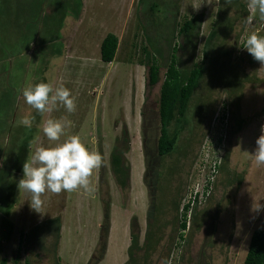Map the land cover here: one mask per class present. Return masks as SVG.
<instances>
[{
  "label": "rangeland",
  "instance_id": "obj_1",
  "mask_svg": "<svg viewBox=\"0 0 264 264\" xmlns=\"http://www.w3.org/2000/svg\"><path fill=\"white\" fill-rule=\"evenodd\" d=\"M248 3L0 0V173H11L17 197L9 215L8 205L0 201V261L243 264L252 233L264 231V165L257 166L250 156L264 126V65L243 48L249 34L264 36V19ZM154 4V12L147 10ZM196 16L201 18L198 35L188 44L177 31ZM211 32L215 37L205 49ZM107 34L118 39L109 64L100 59ZM143 49L160 68L154 87L147 86ZM173 53L181 71L196 64L204 74L173 151L159 158V90ZM46 77H51L54 88L70 90L74 112L56 104L42 117L25 103L21 89ZM29 114L35 117L30 129L19 123ZM61 117L72 121L70 134L100 154L102 163L89 177L88 190L42 194L39 213L29 206L30 194L17 188L27 154L22 148L27 137L31 143L39 136L38 146L47 145L39 125ZM125 130L130 173L128 184L121 188L108 160ZM175 130L173 123L169 133ZM194 193L200 200L186 213L183 231L179 228L183 207ZM104 207L109 211V231L103 254ZM132 218L139 245L131 256ZM56 219L58 236L55 225L47 223ZM2 222L13 227L8 241ZM37 227L41 228L36 231ZM20 232L28 240L18 252Z\"/></svg>",
  "mask_w": 264,
  "mask_h": 264
},
{
  "label": "clouds",
  "instance_id": "obj_2",
  "mask_svg": "<svg viewBox=\"0 0 264 264\" xmlns=\"http://www.w3.org/2000/svg\"><path fill=\"white\" fill-rule=\"evenodd\" d=\"M249 9L260 19H264V0H249ZM243 48L255 60L264 65V36L253 32L247 36ZM24 101L40 116L50 112L56 104L64 106L68 113L75 111L76 105L70 90L64 86L53 87L51 77L46 81L28 83L21 89ZM35 117L26 115L19 121L26 128L33 126ZM72 121L67 117L49 118L39 125L47 138V145H39V136L29 145L30 153L22 166V178L17 182L19 193L30 194L29 206L39 212L45 192H72L78 188L88 190L89 177L94 169L101 166V155L89 150L78 135H71ZM65 137L62 143L61 137ZM256 148L251 157L257 166L264 165V126L256 139ZM40 213V212H39Z\"/></svg>",
  "mask_w": 264,
  "mask_h": 264
},
{
  "label": "trees",
  "instance_id": "obj_3",
  "mask_svg": "<svg viewBox=\"0 0 264 264\" xmlns=\"http://www.w3.org/2000/svg\"><path fill=\"white\" fill-rule=\"evenodd\" d=\"M143 1V0H142ZM157 5L154 4L153 6H148L150 12H154ZM21 13V12H20ZM52 15V11L50 12ZM201 18L200 17H192L186 19L180 26L179 30L177 31V35L183 37L186 40V43L189 44L193 38H196L198 35V26L200 25ZM215 32H211L205 42L204 48L207 49L208 44L214 39ZM208 43V44H207ZM207 45V46H206ZM118 47V39L113 34H107L101 42L100 45V59L103 63L109 64L113 62L114 57L117 52ZM173 52L176 51V44L172 48ZM194 52V50H193ZM144 53V64L147 68V86L154 87L160 81V68L156 64L154 57L147 49H143ZM205 53V52H204ZM205 54H203L204 56ZM206 57V55L204 56ZM204 69L200 65L192 64V67L184 72L181 71L177 67L176 57L173 53L170 57V63L166 68V71L163 75L162 83L160 85L159 90V101H158V115H159V122H160V135L157 140V155L159 158L165 157L170 154L177 142L178 135L184 129V126H181V121L184 119L185 113L187 112L188 104L190 99L200 84V81L203 78ZM175 124L176 130L173 134L169 133V127L171 124ZM122 136L120 138V144L114 145L112 151L109 155V170L113 175V178L116 184L123 188L126 184H128L129 180V173L130 168L125 158V155L129 152V139L127 136L126 130L122 132ZM28 143H24L26 148H22L23 151L26 150L25 158H22V161H25L28 158V149L30 145V140ZM21 150V151H22ZM23 165V164H22ZM2 171V170H1ZM23 173V172H22ZM11 173L7 171H2L0 173V185L3 181L7 183L4 185L3 188H0L1 202L3 204H7L8 208L5 210L7 211L8 215L12 208H14L15 204L17 203V197L15 194V186H13V181H10ZM175 209L178 210V206L175 205ZM104 215L103 220L100 226V237L102 243V252H105V241L107 240V235L109 231V211L108 207H104ZM184 214L182 215L183 219L179 228L181 230L186 229V219L185 215L189 211V206L185 205L183 207ZM7 215V216H8ZM6 216V217H7ZM136 220L132 218V223L130 228V246L128 248L129 254L132 256V251L134 248H137L139 245L138 237L135 235V228L134 222ZM48 224L55 225V234L58 236L59 233V220H52L48 221ZM46 223V224H47ZM5 228V240H9L12 233L13 227L12 225L8 224L5 225L2 222ZM44 224V226L46 225ZM43 227V226H41ZM37 227L35 230L38 231L39 228ZM53 228V227H52ZM54 229V228H53ZM28 237L23 232H20L19 235V245H18V252L21 251L22 244L27 241ZM25 240V241H23ZM147 242V241H146ZM147 245V243H146ZM101 255V251H100ZM96 262L100 261V257L96 258ZM95 262V263H96ZM0 264H6V260L2 259ZM25 264H29L28 261H25ZM243 264H264V231L263 230H256L252 233L248 251L246 257L244 259Z\"/></svg>",
  "mask_w": 264,
  "mask_h": 264
},
{
  "label": "built area",
  "instance_id": "obj_4",
  "mask_svg": "<svg viewBox=\"0 0 264 264\" xmlns=\"http://www.w3.org/2000/svg\"><path fill=\"white\" fill-rule=\"evenodd\" d=\"M217 118V115L215 116L214 120ZM199 197L197 196L196 193L193 194L192 196V200L190 202H188V206H189V211L191 210V208L198 202Z\"/></svg>",
  "mask_w": 264,
  "mask_h": 264
}]
</instances>
